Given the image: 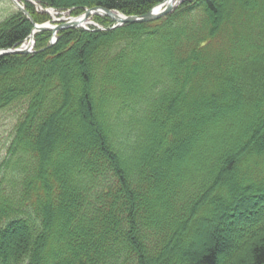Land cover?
<instances>
[{"label": "trees", "instance_id": "1", "mask_svg": "<svg viewBox=\"0 0 264 264\" xmlns=\"http://www.w3.org/2000/svg\"><path fill=\"white\" fill-rule=\"evenodd\" d=\"M35 1L142 15L165 0ZM33 29L17 9L0 49ZM52 36L0 55V117L14 118L0 264H264V0H185Z\"/></svg>", "mask_w": 264, "mask_h": 264}, {"label": "water", "instance_id": "2", "mask_svg": "<svg viewBox=\"0 0 264 264\" xmlns=\"http://www.w3.org/2000/svg\"><path fill=\"white\" fill-rule=\"evenodd\" d=\"M12 1L20 10H22L28 16V18L33 23H35L30 12L26 9L24 5L20 3L19 0H12ZM29 1L35 3L33 0H29ZM183 1L184 0H165L164 2H162L161 4L153 8L152 10L142 15H125L114 9H109V8H105L102 6H96L94 8L86 9L84 14L80 17L70 16L67 18H61L59 20V23L56 25H50V24L39 25L35 23V28L29 36L28 44H23L19 48L1 49L0 55L10 54V53H29L30 48L34 45V42H35V33L41 30H52L55 33L56 35L55 40H52L50 44L52 45L58 39V36H57L58 31L64 28H68V27L76 28V27L84 26V24L87 22L88 18L92 14H101V15L109 16L113 20L116 21V24L113 27H118L126 23L149 22V21L159 19L171 13Z\"/></svg>", "mask_w": 264, "mask_h": 264}, {"label": "rangeland", "instance_id": "3", "mask_svg": "<svg viewBox=\"0 0 264 264\" xmlns=\"http://www.w3.org/2000/svg\"><path fill=\"white\" fill-rule=\"evenodd\" d=\"M38 8L41 10L40 6H38ZM16 10H17V8L11 0H0V20L4 19L6 16L10 15L11 13H13ZM56 11L54 10L53 16L58 18L59 16H58V14H56ZM64 15L67 16L68 13H65ZM88 21L90 22L89 25H91V24H93V22H95L93 18H89ZM73 84H74V86L78 85L77 80L74 81ZM99 111L101 113V110H99ZM239 118H240L239 116H234V117L230 118L228 121L231 122L233 120H239ZM13 119H14L13 114H10V113L1 115V117H0V164L3 160H5L7 158V146L11 140L12 133H13V129H12L13 128V123H12ZM99 120H101V118ZM102 120H103V118H102ZM102 120L100 122H102ZM104 125H105V123H104ZM129 152L130 151H127V154ZM193 152H194V148L191 149V152H190L191 157L193 156ZM191 157L189 159H191ZM261 167H262V171L264 173V161L262 162ZM210 234H211L210 230H205L203 232L202 237H200L198 239V242L194 247L195 251L200 249V246H201V243L203 240L208 239V238L210 239V237H211Z\"/></svg>", "mask_w": 264, "mask_h": 264}, {"label": "bare ground", "instance_id": "4", "mask_svg": "<svg viewBox=\"0 0 264 264\" xmlns=\"http://www.w3.org/2000/svg\"><path fill=\"white\" fill-rule=\"evenodd\" d=\"M54 15V14H53Z\"/></svg>", "mask_w": 264, "mask_h": 264}]
</instances>
